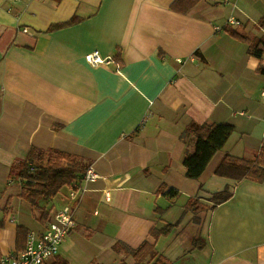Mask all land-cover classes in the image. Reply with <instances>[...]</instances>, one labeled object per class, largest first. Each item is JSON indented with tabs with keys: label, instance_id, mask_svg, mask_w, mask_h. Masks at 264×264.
<instances>
[{
	"label": "crops",
	"instance_id": "0c3cea01",
	"mask_svg": "<svg viewBox=\"0 0 264 264\" xmlns=\"http://www.w3.org/2000/svg\"><path fill=\"white\" fill-rule=\"evenodd\" d=\"M177 1L0 0V260L19 253V227L41 235L70 203L69 188L40 210L20 198L14 176L37 148L99 175L81 181L59 254L69 264H131L115 245L144 242L169 264H264V183L214 174L224 155L253 159L264 145L261 61L225 30L233 16L263 35L264 0H198L189 12ZM96 51L120 70L91 66ZM193 123L235 127L198 180L184 165ZM227 188L215 210L185 212ZM168 224V236H151Z\"/></svg>",
	"mask_w": 264,
	"mask_h": 264
},
{
	"label": "trees",
	"instance_id": "16d2710c",
	"mask_svg": "<svg viewBox=\"0 0 264 264\" xmlns=\"http://www.w3.org/2000/svg\"><path fill=\"white\" fill-rule=\"evenodd\" d=\"M185 2L186 12H189L198 0H178L173 4L174 10L180 9V4ZM264 27V19L259 23ZM226 32L234 39L248 45L249 55L259 59L261 65L259 73L264 75V34L253 36L244 31L242 27L225 28ZM188 135L194 141L193 151L187 153L184 165L187 168V177L198 180L207 170L215 155L223 150L229 139L235 132L231 124H191L187 130ZM89 169V165L77 156L59 150H41L32 148L26 161L21 165L18 173L14 176L21 186L20 198L28 202L34 210H40L41 201H50L57 197L64 188H70L73 184L83 180ZM214 174L238 182L251 180L256 183H264V145L253 159H244L231 154H226L214 170ZM170 195H178L175 190H170ZM233 197L230 189L212 194L206 201L200 197L190 198L184 206L185 212H193L196 216L202 212L215 210L218 206L226 203ZM158 211V210H157ZM177 225L168 224L164 227H155L151 231L154 239L168 236ZM29 230L24 227L18 228L17 251L26 248ZM202 243L198 247H203ZM115 251L129 257L131 264H169V261L158 256L153 244L144 242L139 248L133 249L127 245L117 243ZM47 264H69L58 256ZM119 264H130L121 261Z\"/></svg>",
	"mask_w": 264,
	"mask_h": 264
},
{
	"label": "built area",
	"instance_id": "2783aa9c",
	"mask_svg": "<svg viewBox=\"0 0 264 264\" xmlns=\"http://www.w3.org/2000/svg\"><path fill=\"white\" fill-rule=\"evenodd\" d=\"M223 3L228 5L230 0H224ZM227 25L237 28L241 23L235 17L231 16L227 21ZM23 32L28 33V30L24 29ZM86 61L93 67H110L116 64L117 69L120 70V64L114 61V57H102L98 51L88 54ZM261 96L264 99V92H262ZM98 178V173L91 166L83 180L94 182ZM82 191V182L73 184L69 188L70 203L54 214L53 220L50 222L47 230L41 235L30 232L27 238L26 248L19 253L4 255L0 260V264H47L56 259L60 254L63 242L76 226L74 205L79 200Z\"/></svg>",
	"mask_w": 264,
	"mask_h": 264
},
{
	"label": "rangeland",
	"instance_id": "374dc122",
	"mask_svg": "<svg viewBox=\"0 0 264 264\" xmlns=\"http://www.w3.org/2000/svg\"><path fill=\"white\" fill-rule=\"evenodd\" d=\"M258 26H259V24H258ZM259 30H260V28H259V27H258V28H256V31H257V32H259ZM256 31H255V32L253 31V34H255V35H256V34H257V32H256Z\"/></svg>",
	"mask_w": 264,
	"mask_h": 264
}]
</instances>
